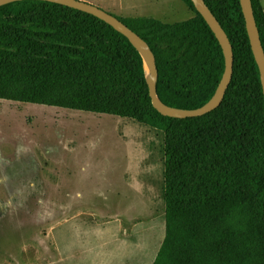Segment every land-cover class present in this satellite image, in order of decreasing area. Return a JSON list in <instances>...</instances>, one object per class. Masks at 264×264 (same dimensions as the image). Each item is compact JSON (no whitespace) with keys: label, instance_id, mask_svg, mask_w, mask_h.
I'll use <instances>...</instances> for the list:
<instances>
[{"label":"trees","instance_id":"obj_1","mask_svg":"<svg viewBox=\"0 0 264 264\" xmlns=\"http://www.w3.org/2000/svg\"><path fill=\"white\" fill-rule=\"evenodd\" d=\"M194 14L167 24L118 18L152 51L156 94L195 110L225 70L220 43ZM264 52V9L249 0ZM233 53L219 107L193 118L152 106L142 57L98 18L51 1L0 6V100L115 116L164 138L165 236L152 264H264V94L239 0H203Z\"/></svg>","mask_w":264,"mask_h":264},{"label":"rangeland","instance_id":"obj_2","mask_svg":"<svg viewBox=\"0 0 264 264\" xmlns=\"http://www.w3.org/2000/svg\"><path fill=\"white\" fill-rule=\"evenodd\" d=\"M80 1L118 18L194 16L181 0ZM163 175L158 130L0 100V264H152L165 236Z\"/></svg>","mask_w":264,"mask_h":264},{"label":"water","instance_id":"obj_3","mask_svg":"<svg viewBox=\"0 0 264 264\" xmlns=\"http://www.w3.org/2000/svg\"><path fill=\"white\" fill-rule=\"evenodd\" d=\"M22 1V0H0V6L6 4ZM51 1L58 3L60 5L88 13L99 20L111 25L115 30L124 35L136 48L142 57L144 67L147 68L148 72L146 75L147 85H148V94L152 103L153 108L160 113L162 116L171 117V118H193L203 116L221 104L225 91L229 85V82L232 78L233 72V53L232 48L222 31L221 27L215 20L214 16L204 4L203 0H192L194 5L197 8V11L201 14L211 31L214 33L218 42L220 43L224 56H225V70L223 77L220 81V84L217 88L216 93L210 99V101L205 104L203 107H200L195 110H181L166 107L160 103L157 94H156V83L158 79L157 68L155 64V58L152 51L149 49L147 44L134 32H132L126 25H124L117 17L111 15L110 13L84 1L80 0H43ZM242 10V14L245 20L246 31L252 46V50L259 68L260 80L264 94V52L261 46L259 39V34L256 29L253 14L250 7L249 0H239Z\"/></svg>","mask_w":264,"mask_h":264},{"label":"bare ground","instance_id":"obj_4","mask_svg":"<svg viewBox=\"0 0 264 264\" xmlns=\"http://www.w3.org/2000/svg\"><path fill=\"white\" fill-rule=\"evenodd\" d=\"M145 68V73H146V75H147V72H148V70H147V68L146 67H144Z\"/></svg>","mask_w":264,"mask_h":264},{"label":"crops","instance_id":"obj_5","mask_svg":"<svg viewBox=\"0 0 264 264\" xmlns=\"http://www.w3.org/2000/svg\"><path fill=\"white\" fill-rule=\"evenodd\" d=\"M260 1H262V0H260ZM264 9V8H263Z\"/></svg>","mask_w":264,"mask_h":264}]
</instances>
